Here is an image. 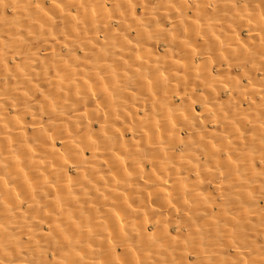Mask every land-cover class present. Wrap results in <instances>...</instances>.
<instances>
[{
	"label": "bare ground",
	"instance_id": "obj_1",
	"mask_svg": "<svg viewBox=\"0 0 264 264\" xmlns=\"http://www.w3.org/2000/svg\"><path fill=\"white\" fill-rule=\"evenodd\" d=\"M0 264H264V0H0Z\"/></svg>",
	"mask_w": 264,
	"mask_h": 264
}]
</instances>
